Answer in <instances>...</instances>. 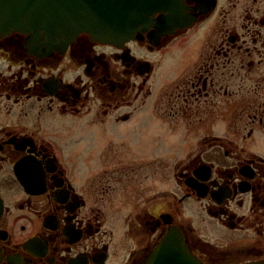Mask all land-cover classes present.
<instances>
[{
  "label": "flooded vegetation",
  "instance_id": "obj_1",
  "mask_svg": "<svg viewBox=\"0 0 264 264\" xmlns=\"http://www.w3.org/2000/svg\"><path fill=\"white\" fill-rule=\"evenodd\" d=\"M184 6L123 46L0 30V264H152L171 228L203 264L264 261V0ZM173 48L193 50L151 104L152 56ZM147 105L174 149L149 155L121 131ZM64 118L96 132L78 178Z\"/></svg>",
  "mask_w": 264,
  "mask_h": 264
},
{
  "label": "water",
  "instance_id": "obj_2",
  "mask_svg": "<svg viewBox=\"0 0 264 264\" xmlns=\"http://www.w3.org/2000/svg\"><path fill=\"white\" fill-rule=\"evenodd\" d=\"M184 7V0H0V30L27 34L35 48H63L83 32L123 46L152 28L172 30ZM152 264L203 263L182 231L171 228L155 249Z\"/></svg>",
  "mask_w": 264,
  "mask_h": 264
},
{
  "label": "rangeland",
  "instance_id": "obj_3",
  "mask_svg": "<svg viewBox=\"0 0 264 264\" xmlns=\"http://www.w3.org/2000/svg\"><path fill=\"white\" fill-rule=\"evenodd\" d=\"M194 41H192V44ZM193 48H190L186 51H177L173 48L170 52L161 53L153 55L152 58L157 64V69L153 77V85L152 90H154V94L147 98L151 104L154 102H158L159 93L169 84L176 76V72L179 69L180 62L187 57L188 53H192ZM144 52V51H143ZM165 109V107H164ZM169 111V107L168 110ZM159 112H162L159 110ZM164 113V112H163ZM135 118H138L140 121H143L144 126L138 130V126H136L135 131L134 121H132V125H127L126 127H120L122 132L128 134L129 137L136 143V148L140 151H147L149 155H157L162 151H170L175 148L174 140L169 132H164L162 137L158 138L156 123L152 119H156L157 116L153 111L152 105H147L142 110H139L135 115ZM138 121L137 123H139ZM131 124V123H128ZM78 121L73 118H64V157L69 160L68 164L71 168L72 173L75 177H79V173H82V169L85 167V162H83L82 156L87 155L89 150H93L96 147L97 140H95V130L90 128H84L82 131L78 133ZM129 126V127H128ZM131 126V127H130ZM75 133L80 136L81 140H77L74 138ZM71 136V137H70ZM77 145V146H76ZM78 149V151H76ZM182 156V152L179 153ZM166 157V154H165ZM93 164V163H92ZM166 179L168 180L169 173L166 171ZM219 229V228H218ZM214 226H210L208 230L213 237L211 239L213 241H217V243H223V236H229L221 229L218 230ZM207 231V230H205Z\"/></svg>",
  "mask_w": 264,
  "mask_h": 264
}]
</instances>
